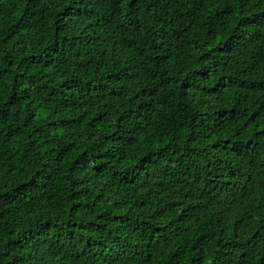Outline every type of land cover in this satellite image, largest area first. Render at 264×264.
I'll use <instances>...</instances> for the list:
<instances>
[{
	"label": "trees",
	"instance_id": "obj_1",
	"mask_svg": "<svg viewBox=\"0 0 264 264\" xmlns=\"http://www.w3.org/2000/svg\"><path fill=\"white\" fill-rule=\"evenodd\" d=\"M0 264H264V0H0Z\"/></svg>",
	"mask_w": 264,
	"mask_h": 264
}]
</instances>
